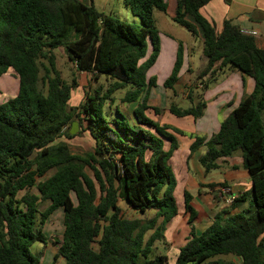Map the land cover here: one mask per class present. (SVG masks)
I'll list each match as a JSON object with an SVG mask.
<instances>
[{
    "label": "trees",
    "instance_id": "16d2710c",
    "mask_svg": "<svg viewBox=\"0 0 264 264\" xmlns=\"http://www.w3.org/2000/svg\"><path fill=\"white\" fill-rule=\"evenodd\" d=\"M210 1L178 0L174 17L193 37L203 39L207 63L197 77L202 91L209 85L204 79L226 67L251 78L254 88L215 135L196 136L190 152L206 148L199 159L206 172L216 169L218 160L241 152L252 189L232 203H247V209L217 213L201 235L180 248L176 263L203 264L233 255L243 264H264V49L231 21L217 33L215 23L201 12ZM122 2L140 24L133 27L82 0H0V78L12 70L18 80L16 95L0 104V264H41L31 249L37 242L47 244L42 229L59 208L64 231L55 243L56 260L168 264V257L156 255L154 247L178 214L177 180L169 164L179 148L176 136H183V131L152 118L161 109L149 104L157 79L148 78L161 53L154 13L166 12L168 4ZM61 47L78 72L93 82L104 78L108 83L105 90L99 86L87 93L73 110L69 108L73 87L62 81L53 54ZM184 62L179 43L165 89L174 90ZM118 92L124 96L116 102ZM120 104L134 105L132 115L122 112ZM205 108L200 96L191 107L172 105L169 112L197 120ZM75 122L95 142L94 153L87 158L58 142L74 137L69 128ZM85 165L94 171L93 178ZM50 171L54 173L45 178ZM184 199L193 219L192 197L184 192ZM46 202L49 205L41 211ZM122 202L145 217L124 218ZM149 213L153 215L148 217Z\"/></svg>",
    "mask_w": 264,
    "mask_h": 264
},
{
    "label": "crops",
    "instance_id": "0c3cea01",
    "mask_svg": "<svg viewBox=\"0 0 264 264\" xmlns=\"http://www.w3.org/2000/svg\"><path fill=\"white\" fill-rule=\"evenodd\" d=\"M105 1L109 4V0ZM165 1L168 4V9L166 12L161 13H164V15L168 13L169 19L175 23L174 17L177 11L178 0ZM168 1L171 2L170 5ZM94 2L93 0V4ZM107 8L108 7L105 8L104 12H107ZM201 12L206 18L215 23L217 33L222 32L225 21H231L240 29L256 31L258 33V36L254 37L256 45L258 48L264 49V0H211L202 8ZM154 17L156 24H158L156 11ZM162 23L167 25L169 21L163 17ZM164 32L159 31L160 40L161 36H164L165 39L161 41L162 48L158 60H174L171 65L170 74L175 60L177 59L179 43L183 44L185 62L178 83L183 77L190 79L191 76H195L193 72L189 71L187 72L188 74H186L185 69L187 70L189 64L195 63L197 58L199 59V64L205 68L207 61L202 53L203 39L201 35L196 38L191 35L192 40L188 42L189 38L185 40L176 39L174 35ZM161 33L163 35H161ZM164 44L166 47L163 49ZM158 63L159 61H157L156 66ZM11 72L14 75L12 70ZM203 82L209 85L205 91L201 90L200 93L201 98L206 104L204 115L201 118L197 120L190 117L178 118L169 112V108L172 105L179 106L176 101L178 97L183 100L187 99V92H185L187 89H184L185 91L183 90L180 96L179 94H177V96L172 94L178 83L175 85L174 90H171V97L174 96L173 99H170L171 104L168 105L169 101L167 99L170 94L166 93L164 105H161V103L159 104L161 106L160 118L152 117L160 125H169L183 131V136H176L179 148L174 152L170 163H173L176 157H180L179 165L176 171H174L177 180L175 193L180 189L183 190V195L184 192H188L192 197L190 204L196 212V216L190 219V212L185 209V199H183L181 206L176 198L178 214L168 223L164 233V239L158 242L163 246V253L161 254L168 257V264H170L169 258L171 252L174 253V259L177 261L180 248L183 247L189 239L201 235L204 230L212 224L214 216L217 213L226 212L227 215H229L248 208L247 203L237 206L225 204L220 191L222 187L230 188L231 192L229 195L232 198H236L252 189L250 176L243 166L241 152H237L232 157L218 160V167L206 172L199 162L200 157L205 154L206 148L201 147L194 153H191L190 146L194 142L196 136L210 138L218 132L226 116L240 105L246 95L252 92L254 81L244 76L242 73L226 67L218 71L214 77L205 78ZM188 91L190 99V96L193 97L195 90L189 89ZM191 91H193V94ZM13 97H9L8 99ZM8 99L4 101L0 99V104ZM189 101L194 104L197 103L195 98ZM159 105L158 107H160ZM175 118L179 120H175ZM168 146V143H165L166 149ZM180 182H182V184H180ZM189 188L190 190H188ZM263 237L264 234L261 238ZM52 244V239L48 238L47 244L44 245V249ZM57 249L58 246L56 245L55 251H57ZM206 264H243V262L238 256L225 255L224 258H219L217 260H215V258L210 259Z\"/></svg>",
    "mask_w": 264,
    "mask_h": 264
},
{
    "label": "rangeland",
    "instance_id": "374dc122",
    "mask_svg": "<svg viewBox=\"0 0 264 264\" xmlns=\"http://www.w3.org/2000/svg\"><path fill=\"white\" fill-rule=\"evenodd\" d=\"M82 1H84L85 3L89 5L91 4V2H93V0H82ZM94 1H95L94 2L95 7L100 12H103L107 15H111L113 18L118 19L120 21L129 23L133 27H135V25L140 24L139 18L134 17L133 15H131L125 10L122 0H109L108 1L109 4L105 0H94ZM168 3L169 5L171 4L170 1H168ZM106 7H108L106 9L107 12H104ZM156 17L158 19V24H156V26L159 29V31L161 32L165 31L164 33L172 34L174 35L176 39L185 40L189 38L188 42L192 40L191 34L187 30L182 28L181 26L173 23L169 19L168 13L167 15H164V13H161L160 11H156ZM163 17L169 21L167 25H164V23H162ZM161 35L163 34L161 33ZM164 39H165L164 36H161V41L162 40L164 41ZM165 47L166 45L164 44L163 49ZM53 54L55 56L57 69L60 72L62 81L67 86L73 87L71 91V99L69 101V108L71 110L80 107L82 102L85 101L87 93L90 94L94 89L98 88L99 86H102L104 90L107 89L108 83L106 82L104 78H101L99 82L96 83L91 80V76L85 73L78 72L75 64L69 60V57H68V54L65 48L61 47L55 50ZM158 61H159L158 65L157 66L155 65L152 68L151 72H149L148 74V78L154 76L157 79V87L153 88L151 92L152 96H150L149 104L153 107L155 106L158 107L160 103L161 105L162 104L164 105L165 100H166L165 95L166 93H168L170 94V96L167 98L169 101L168 103L169 105L171 104L170 99L171 98L173 99L174 96H177V94H179L180 96L184 89L185 90L187 89L186 91L184 90L185 92H187V99L184 98L185 100H183L182 98L178 97L176 101L178 102L179 106L183 109H187L192 106V102L189 101L190 99L188 96L189 89L195 90L193 98H195V100H197V103H198L200 101L201 90H203V87H202L203 84H202V81H200L197 77L201 74V72L204 69L203 66L199 64V59L197 58L195 63L193 62L192 64H189L187 67V70L185 69L186 74H188L187 72L189 71V72H193L195 76L194 77L191 76L190 79H187V77H183L181 81L176 85L173 93L171 90L165 89L163 86V83L170 76L171 65L174 60H158ZM43 75H44V72L42 71L41 76ZM17 90H18L17 79L10 70L9 73H7L2 78H0V93H1L0 99L4 101L8 99L9 97L15 96L17 93ZM171 93L174 94L173 97H171L172 96ZM123 96H124V92H118L114 95V98L116 102H119V100L123 98ZM118 106L122 112L132 115L134 105L129 106L125 104H120ZM115 108L116 106H114L113 109L115 110ZM158 108H161V106ZM157 117L160 118V115L153 117V118H157ZM175 120H179V119L175 118ZM72 126L73 124L69 128V134L72 129ZM70 135L74 137L71 139L62 138L58 140V142L59 141L66 142L69 145V148L72 154L83 157V158H87L88 155L94 153V148H95L94 140L92 139V137L89 135L88 132L83 131V128H81L78 123H77V133L70 134ZM179 160H180V157L178 156L176 157V159H174L173 163L169 164L173 172L176 171L177 166L179 165ZM91 164L94 167H98V165L93 162H91ZM85 172L90 177L92 178L94 177V171L87 165H85ZM53 173L54 171H50L46 175L45 178H48ZM180 184H182V182H180ZM97 188H98V195L100 197L101 191H100L98 183H97ZM188 190H190V188ZM175 196L177 198V201H179V204L182 206V201L184 199L183 190L182 189L178 190V192L175 193ZM48 205H49L48 202L41 204L40 210L44 211ZM120 208L122 210L121 214L126 219H141V218L143 219L145 217L135 212L133 209L128 207L123 202L120 204ZM152 215L153 213H149L148 217ZM63 231H64L63 210L59 208L52 215L49 216L48 221L46 222V224L43 226V229H42V232L45 235V237L47 239L48 238L52 239L53 244L51 246L48 245V248L44 249L45 244L37 242L32 246V249H31L32 253L39 258L41 264H65V261L61 258L56 260L57 251H55L56 250L55 243L62 239ZM94 248L95 249L98 248L96 244L94 245ZM154 252L156 255L163 253V246L159 243H156L154 247ZM173 254H174L173 252H171L170 254V258H169L170 264H176V260L174 259L175 256H173ZM224 257L225 256H217L215 257V260L219 258H224ZM206 263L207 261L203 264H206Z\"/></svg>",
    "mask_w": 264,
    "mask_h": 264
},
{
    "label": "built area",
    "instance_id": "2783aa9c",
    "mask_svg": "<svg viewBox=\"0 0 264 264\" xmlns=\"http://www.w3.org/2000/svg\"><path fill=\"white\" fill-rule=\"evenodd\" d=\"M240 32L247 36L257 37L258 33L256 31L246 30V29H240ZM222 198L224 199V202L228 205H231L234 201V198L230 197V188L228 187H222L220 189Z\"/></svg>",
    "mask_w": 264,
    "mask_h": 264
},
{
    "label": "water",
    "instance_id": "95a60500",
    "mask_svg": "<svg viewBox=\"0 0 264 264\" xmlns=\"http://www.w3.org/2000/svg\"><path fill=\"white\" fill-rule=\"evenodd\" d=\"M77 133V123H73L72 129L70 131V134H75Z\"/></svg>",
    "mask_w": 264,
    "mask_h": 264
}]
</instances>
